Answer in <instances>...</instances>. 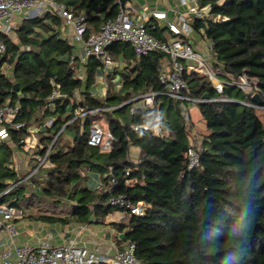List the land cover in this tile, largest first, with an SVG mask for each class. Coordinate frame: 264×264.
<instances>
[{
    "label": "trees",
    "instance_id": "trees-1",
    "mask_svg": "<svg viewBox=\"0 0 264 264\" xmlns=\"http://www.w3.org/2000/svg\"><path fill=\"white\" fill-rule=\"evenodd\" d=\"M53 1L71 7L74 14L85 12L87 21L97 25L98 14L112 15L121 0ZM201 1L210 10L205 19H195L193 27L209 43L210 63L224 85L221 95L231 100L216 99L220 94L208 77L185 75L184 95L205 99L195 103L204 122L203 150L191 169L187 164L193 131L191 117L188 124L183 115L186 101L159 94L150 106L135 104L141 93L163 91L158 74L168 55L154 51L137 57L126 42L110 45L114 59L123 54L131 62L120 70L121 87L114 88L111 81L115 71L99 96L91 92L99 62L93 56L85 64L77 60L75 45L59 33L62 19L55 11L22 17L10 36L0 32L5 45L0 108L7 100L18 103L15 121L23 123L19 129L6 124L13 143L20 147L30 126L40 127L52 116L47 135L39 136L44 149L68 121L64 129L75 132L66 145L59 141L63 131L57 136L49 153L52 166L40 169L44 178L30 176L1 201L43 222L103 223L116 209L105 203L107 196L98 182L95 188L87 185V172L94 170L103 184L111 176L117 178L115 191L145 206L143 215L132 214L125 223L110 222L118 231L117 243L133 242L143 264H264V123L260 109L240 103H257L252 94L245 98L228 84L230 78L245 75L254 82V93L264 106V0ZM145 26L157 39L172 37L150 22ZM4 65L9 74H2ZM57 83L63 97L52 108L47 98ZM79 108L90 112L74 118ZM95 121L105 122L113 135L107 151L87 143ZM137 124L148 129H134ZM156 127L160 136L154 134ZM130 147L139 150L136 162L129 157ZM0 152L2 192L11 185L8 180L14 183L19 178L7 166L8 145H0ZM126 179L130 184H124Z\"/></svg>",
    "mask_w": 264,
    "mask_h": 264
},
{
    "label": "built area",
    "instance_id": "built-area-1",
    "mask_svg": "<svg viewBox=\"0 0 264 264\" xmlns=\"http://www.w3.org/2000/svg\"><path fill=\"white\" fill-rule=\"evenodd\" d=\"M180 4L188 7V13L192 14L196 19H205L210 10V5L199 6V0H179ZM55 11L64 21V26L68 28L75 41L82 42V60H87L93 56L99 62V76L104 89L108 84L107 76L118 66L108 50V47L114 43L126 42L134 50L137 57L141 55L159 51L168 55L161 66L158 74V79L163 85V91L157 92L148 90L139 94L134 99H138L142 106H150L154 99L159 94L179 99L181 102H190L193 105L203 98H192L184 95L183 91L187 88L185 75L199 74L208 77L215 89L220 94L216 99L231 100L228 97H222L224 85L218 78L216 71L212 67L209 59L205 54L198 52L191 42L184 41L182 35L188 34L190 26L184 19V15H178L174 20H168L165 10L156 9L151 13V17L156 20H166V27L172 34L171 38L160 40L153 37L146 29L145 22L135 16L134 7L128 2H120L116 12L108 17H105L99 24L96 31L84 37L87 31V16L86 14H74L72 10L64 4L56 3L53 0H0V32L10 36L16 28L14 24V15L23 14V17H33L40 14L42 11ZM30 13V14H29ZM26 49H29L28 47ZM5 52V45L0 41V58ZM9 66L4 65L2 74L9 73ZM228 84L237 87L244 94L245 98L255 91L254 82L248 79L245 75L238 78H230ZM59 84H55L52 88L48 101L53 108L55 100L63 97L59 90ZM92 93H96L95 89H91ZM76 97L79 98V93L75 91ZM248 106H253L258 109H264V106L241 100ZM70 106H67V110ZM20 112L18 103L12 104L7 100L0 108V145L8 143L12 140L10 132L6 124L19 129L23 126L22 122L15 121L16 116ZM90 110L81 108L75 110V117H81ZM183 115L185 120L190 123L188 108L183 104ZM55 120V116L49 117L47 121L37 128H28L27 135L19 140L21 151H16L17 156H11L8 168L13 171L19 180L17 182L9 181L11 185L0 192V230H6L13 235L16 233L13 221L24 217L25 212L21 207L11 205L1 201L9 189L19 182L27 180L30 176L44 178L45 173H40L41 168L52 166L49 160L51 147L57 136L63 131L68 121L52 138L50 144L44 149V145L40 143L39 138L35 133L40 132L50 127ZM148 129L146 124L134 125V129ZM154 134L161 135L159 127L154 129ZM113 135L99 121L93 122L90 127L87 143L91 146L99 147L102 151H107L112 147ZM191 147L188 152L187 168L191 169L199 162V155L203 150L202 137L198 133L191 135ZM44 149L43 153H39L36 149ZM16 153L14 155H16ZM24 155L29 159L34 160L29 171L21 175L19 173L24 162ZM128 173V172H127ZM119 180L113 176L109 178L107 184L98 181V187H101L102 193L106 194L105 203L110 207L122 213L123 218H129L132 214L143 215L145 206L141 201L134 202L127 193L116 192L115 189L119 186ZM125 185L130 184L126 179ZM108 216V215H107ZM106 216V217H107ZM122 219V218H121ZM117 222H120L119 219ZM123 223V222H121ZM1 264H143L135 255V244L127 241L120 249H117L113 256L102 253L98 248H90L85 245H78L73 242L55 244L50 238H44L35 246L29 244H13L12 248L1 253Z\"/></svg>",
    "mask_w": 264,
    "mask_h": 264
},
{
    "label": "crops",
    "instance_id": "crops-1",
    "mask_svg": "<svg viewBox=\"0 0 264 264\" xmlns=\"http://www.w3.org/2000/svg\"><path fill=\"white\" fill-rule=\"evenodd\" d=\"M120 2H128L131 4L135 9V16L138 17V19L143 20L145 23L150 22L152 25H157L159 28H164L165 32L164 35H167V33L170 35V31L166 27V20H156L151 17V13L153 10L156 9H162L165 10L168 16V20H174L177 18L178 15H184V19L190 26V31L188 34L182 35V39L184 41L188 40L191 42V45L200 53L205 54L206 57L211 61L212 53L210 49L209 43L203 38L201 33L199 31H196V29L193 27V22L196 19L192 14L188 13V7L186 5L180 4L179 0H123ZM119 2V3H120ZM118 3V4H119ZM117 4V7H118ZM208 4V3H206ZM206 4H202V1L199 0L198 5L199 6H205ZM71 9V7H69ZM110 6L106 9L109 10ZM117 10V8H116ZM115 10V12H116ZM114 12V13H115ZM85 14V12H82ZM113 13V14H114ZM112 14V15H113ZM98 16L101 17V21L95 25L92 22L87 21V33L93 32L96 30V28L99 26V24L102 22V20L105 18L103 16V13H99ZM111 16V15H110ZM20 14L14 15V24L15 26H18L17 19L21 21ZM108 17V16H107ZM62 19V18H61ZM59 33L61 36H65L69 39V41L74 44V55L77 58L79 62H82L85 64L87 60H82V42L75 41L71 35V33L68 31V28L64 26V21L62 19V25L58 28ZM172 36V34H171ZM119 67L115 68L111 74H114L116 71V74H114V77L111 78V81L113 82V86L116 89H119L121 87V75L120 70L127 67L128 64H130L131 61H128L123 54H119L117 58L115 59ZM9 72H11L10 68L8 69ZM9 74V73H8ZM82 74V71L80 72V75ZM110 75V74H109ZM108 84V82H107ZM96 86L99 87L102 92H100L102 95L104 91L103 84L101 82L99 72L98 76L96 77L95 84L92 89H95L97 91ZM106 92V91H105ZM105 94V93H104ZM136 105L141 104L140 101L135 103ZM195 106V105H194ZM196 111L193 118H191L192 124L191 128L193 130L196 129V131H204V122L203 119L199 113V110L197 106H195ZM104 127L107 128L105 122H101ZM200 129V130H199ZM42 134L47 135L46 131H41ZM38 138V136H37ZM10 143H6L10 149V157L14 156L16 153V147H10ZM18 147V146H17ZM21 148V147H19ZM139 150L136 147H130L129 150V157L133 160V162H136L138 159ZM34 163V160H31L28 158L27 155H24V162L22 164V168L29 167ZM20 169V170H21ZM89 175L87 182V185L90 188H95L97 182L100 180L99 174L95 172L94 170L87 172ZM26 174V173H25ZM23 175V174H21ZM122 213L119 211H114L113 213L109 214L105 218L104 223H93V224H84L77 221H70L69 223H60V222H43L40 220H37L35 217L30 216L28 213L25 212L24 217L13 221L14 228L16 230V233L13 235H10V233L6 230H0V256L1 253L5 250H9L12 248V245L14 244H29V245H37L43 240L44 238H50L51 241L55 244L60 243H66V242H73L78 245H85L90 248H98L102 253H106L109 256H113L115 251L117 249H120L124 243L119 245L117 243V235L118 231L113 227V225L110 224V222H116V223H125L128 221V218H123ZM124 219L119 220L120 222H117L118 219ZM121 246V247H120ZM1 260V257H0ZM1 264V262H0Z\"/></svg>",
    "mask_w": 264,
    "mask_h": 264
},
{
    "label": "rangeland",
    "instance_id": "rangeland-1",
    "mask_svg": "<svg viewBox=\"0 0 264 264\" xmlns=\"http://www.w3.org/2000/svg\"><path fill=\"white\" fill-rule=\"evenodd\" d=\"M44 11H42V12H39L40 14L41 13H43ZM30 14V13H29ZM23 14H20V18H22L23 16H22ZM21 20V19H20ZM17 24L20 22L19 21V19H17ZM12 35V34H11ZM116 61V60H115ZM81 71H79V73H80ZM111 74V73H110ZM108 77V76H107ZM106 81H108L107 80V78H106ZM97 87V91H96V93H93L94 95H102L100 92H102V90L99 88V87H101V86H96ZM105 90V89H104ZM107 90V89H106ZM105 90V91H106ZM105 91H104V93H105ZM104 93H103V95H104ZM185 107L186 108H188V112H189V116L191 117V118H193L194 117V115H195V111H196V107L192 104V103H190V102H186L185 104ZM263 111L260 109V110H258L257 111V113H258V115L260 116V118H261V120L263 121V123H264V115H263V113H262ZM38 127L39 126H30L29 128H37L38 129ZM200 130V129H199ZM191 131H193L192 132V134L193 133H199V135L200 134H202V131H196V129H194L193 128V130H191ZM35 135H36V137L38 136V138H39V136H41V132L39 131V130H37V132L35 133ZM26 136V135H25ZM74 136H75V132H74V130L73 129H70V128H68V129H64L63 130V132H62V134L60 135V137H59V141L62 143V144H70L71 142H72V140H73V138H74ZM10 144L9 145H11L10 147H16V150L15 151H18L17 153H19V152H23V151H21V148H19V146L17 147V145H15L14 143H13V141L12 140H10V141H8ZM17 153H16V155H14V156H16V157H18L17 156ZM2 157H4V154H2V152H0V159L2 158ZM10 157V156H9ZM19 158V157H18ZM9 162H7V164H8ZM29 171V167H26V168H22L20 171H19V173L20 174H25V173H27ZM10 180H8L7 182H9ZM7 200H8V198H7ZM119 220H124V219H119ZM104 223V222H103ZM95 224V223H94Z\"/></svg>",
    "mask_w": 264,
    "mask_h": 264
},
{
    "label": "water",
    "instance_id": "water-1",
    "mask_svg": "<svg viewBox=\"0 0 264 264\" xmlns=\"http://www.w3.org/2000/svg\"><path fill=\"white\" fill-rule=\"evenodd\" d=\"M121 1H123V0H121ZM32 16H34V15H32ZM15 86H17V85H15ZM17 88V87H16ZM252 98L258 103V104H261L262 103V99L260 98V96H259V94H257V93H253L252 94ZM123 236V234H120V237H122Z\"/></svg>",
    "mask_w": 264,
    "mask_h": 264
}]
</instances>
